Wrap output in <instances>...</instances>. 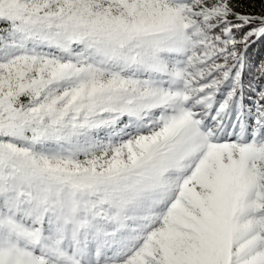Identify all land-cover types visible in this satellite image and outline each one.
<instances>
[{
  "label": "snow or ice",
  "instance_id": "obj_1",
  "mask_svg": "<svg viewBox=\"0 0 264 264\" xmlns=\"http://www.w3.org/2000/svg\"><path fill=\"white\" fill-rule=\"evenodd\" d=\"M260 41L264 0H0V264H264Z\"/></svg>",
  "mask_w": 264,
  "mask_h": 264
},
{
  "label": "trees",
  "instance_id": "obj_2",
  "mask_svg": "<svg viewBox=\"0 0 264 264\" xmlns=\"http://www.w3.org/2000/svg\"><path fill=\"white\" fill-rule=\"evenodd\" d=\"M256 10H259V4H257ZM248 55L254 63L264 59V41H260L252 46V50L248 53Z\"/></svg>",
  "mask_w": 264,
  "mask_h": 264
}]
</instances>
